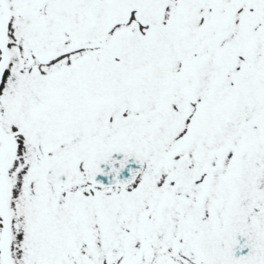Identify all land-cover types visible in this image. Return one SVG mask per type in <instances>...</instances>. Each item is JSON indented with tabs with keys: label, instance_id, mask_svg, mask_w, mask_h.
<instances>
[{
	"label": "snow or ice",
	"instance_id": "1",
	"mask_svg": "<svg viewBox=\"0 0 264 264\" xmlns=\"http://www.w3.org/2000/svg\"><path fill=\"white\" fill-rule=\"evenodd\" d=\"M0 264H264V0H0Z\"/></svg>",
	"mask_w": 264,
	"mask_h": 264
}]
</instances>
